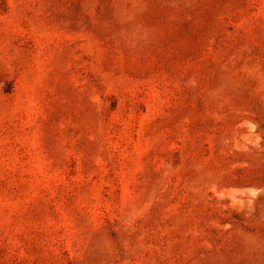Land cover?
Here are the masks:
<instances>
[{
    "label": "rangeland",
    "instance_id": "374dc122",
    "mask_svg": "<svg viewBox=\"0 0 264 264\" xmlns=\"http://www.w3.org/2000/svg\"><path fill=\"white\" fill-rule=\"evenodd\" d=\"M0 264H264V0H0Z\"/></svg>",
    "mask_w": 264,
    "mask_h": 264
}]
</instances>
